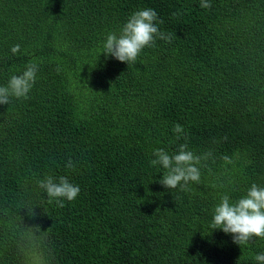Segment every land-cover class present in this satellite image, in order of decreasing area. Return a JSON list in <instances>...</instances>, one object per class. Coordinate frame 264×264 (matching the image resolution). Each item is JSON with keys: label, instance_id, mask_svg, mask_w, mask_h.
Masks as SVG:
<instances>
[{"label": "trees", "instance_id": "1", "mask_svg": "<svg viewBox=\"0 0 264 264\" xmlns=\"http://www.w3.org/2000/svg\"><path fill=\"white\" fill-rule=\"evenodd\" d=\"M210 3L0 0V86L38 67L28 98L0 105V264H257L264 240L242 249L210 225L223 195L264 187V0ZM147 8L171 42L129 66L103 55ZM184 143L212 156L169 190L153 152ZM48 176L78 197L50 203Z\"/></svg>", "mask_w": 264, "mask_h": 264}, {"label": "clouds", "instance_id": "2", "mask_svg": "<svg viewBox=\"0 0 264 264\" xmlns=\"http://www.w3.org/2000/svg\"><path fill=\"white\" fill-rule=\"evenodd\" d=\"M202 9L212 7L210 0H200ZM173 16L179 13H173ZM163 20L158 18V14L151 8L142 9L134 12L120 30L119 35L109 33L103 44L106 57H114L121 63H134L142 50L146 47H153L157 39L171 42V35L160 31L159 24ZM20 51V46L15 45L11 52L16 54ZM38 67L35 64H28L20 75L10 77L7 85L0 86V105H9L13 98L27 99L32 87L35 84ZM177 134V139L184 134V129L177 124L173 128ZM154 159L151 160L152 166L161 167L163 178L159 183L169 189L186 192L189 185L199 183L201 180V167L203 161H207L212 152L197 155L189 150L188 144H180L178 149L169 153L163 148L153 152ZM227 163H231L229 157L224 156ZM69 170H75V163L69 159L65 165ZM40 188L46 191L50 198V203L54 200L56 204L63 207V202L74 201L79 193L78 185L72 184L66 177H59L54 180L48 176L40 181ZM211 228L222 230L225 234L233 237V242L242 249L254 239L264 240V187L253 183L246 194L235 202L230 200L228 195H223L220 203L214 208ZM257 264H264V253L255 256Z\"/></svg>", "mask_w": 264, "mask_h": 264}]
</instances>
